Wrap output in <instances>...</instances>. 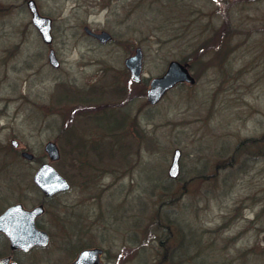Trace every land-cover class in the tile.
<instances>
[{
  "label": "rangeland",
  "instance_id": "obj_1",
  "mask_svg": "<svg viewBox=\"0 0 264 264\" xmlns=\"http://www.w3.org/2000/svg\"><path fill=\"white\" fill-rule=\"evenodd\" d=\"M34 1L51 18L47 43L26 0H0V198L40 202L31 174L49 162L70 184L44 200L50 245L94 243L108 264H264V155L240 143L264 131V0ZM136 47L138 81L124 65ZM172 59L195 82L148 105L149 79ZM123 113L109 133L103 121ZM97 212L99 233L66 231Z\"/></svg>",
  "mask_w": 264,
  "mask_h": 264
},
{
  "label": "water",
  "instance_id": "obj_2",
  "mask_svg": "<svg viewBox=\"0 0 264 264\" xmlns=\"http://www.w3.org/2000/svg\"><path fill=\"white\" fill-rule=\"evenodd\" d=\"M27 8L30 12V22L38 31L43 42H49L51 40V18L45 15H41L34 0L26 1ZM86 34L95 37L99 42L105 43L110 39V33L101 30L100 32H94L87 26H84ZM48 62L51 66H56L58 61L55 57L54 50L49 48L47 54ZM124 65L129 70L130 76L134 81H138L140 78L141 70V49L135 48V53L127 56L124 59ZM178 82L193 83L194 78L188 69L187 62H180L179 60L172 59L168 61L164 72L160 75L153 76L149 79L148 87L145 90V97L149 104H155L158 102L164 93L173 87ZM12 144L16 145V141L12 140ZM44 149L47 152L49 159L55 160L59 156V150L55 142L47 141L44 144ZM180 150L175 148L172 154L171 162L168 167V174L175 177L179 170V158ZM23 157L27 159L31 158V154L28 151L23 150L21 152ZM33 157V154H32ZM34 184L44 193L49 196L55 192L68 188L67 179L49 162L42 163L33 174ZM42 211V205L37 204L32 207V210L24 209L20 204H13L5 209L0 215V226L4 228L7 237L11 242H20V244L29 245L31 243H44L46 242V233L42 230L35 228L34 217L38 212ZM32 230L31 233H24L22 230ZM20 230V231H19ZM23 240H22V239ZM23 245V246H25ZM99 248L82 250L77 256L76 262L71 264H104V263H87L88 255L91 256L92 261L97 257ZM86 260V263H81Z\"/></svg>",
  "mask_w": 264,
  "mask_h": 264
},
{
  "label": "flooded vegetation",
  "instance_id": "obj_3",
  "mask_svg": "<svg viewBox=\"0 0 264 264\" xmlns=\"http://www.w3.org/2000/svg\"><path fill=\"white\" fill-rule=\"evenodd\" d=\"M97 117H98L97 115L93 114L92 116L85 118V120L91 119L94 122L95 121L99 122L100 118H97ZM103 123L109 124L108 130H109V133H111V131L113 130V124H114L112 121V117H109V120L106 119L105 121H103ZM11 145L14 147V149L17 150L18 148L17 145H14L12 143ZM108 151L111 152L112 150L108 149ZM19 152L21 154L22 150ZM29 153L31 154V158L28 160L32 161V151L31 152L29 151ZM65 177L67 178V180H69V177L67 176ZM69 188H70V184L68 185V188H66L64 191H67ZM29 193L32 195V174H31V180H30ZM41 194H42L41 200L37 204L42 205V211L36 214L33 222H34L35 228L42 230L46 233L47 235L46 242L35 243V244L31 243L29 245H25V244L21 245L20 242L18 243L11 242L10 239L6 235L4 228L0 226V264H49V263L50 264H71V263L76 262L77 256L82 250L93 249V248H99L100 251L97 252V255H96L97 257L94 259V261H92L91 256L88 255V258L86 259L87 263L108 264L112 262L109 260L102 259V255L104 254V248H102L101 246L96 245L94 243L93 244L84 243L83 240L81 242H76V240L69 241L70 237L67 236L66 234L63 240L60 241V244L56 243L55 245L53 244L50 245V243L52 242L51 240H52L53 233L49 227L52 225V221L50 217L46 216V207L44 205V200L50 198L49 196L51 195L46 196L42 192ZM13 204H20L24 209H27V210H32V207L37 205L35 204L32 206V198L30 199L28 203H25L24 201H21L19 199L15 200L14 202L6 203L3 201V198H0V215L5 211L7 207ZM63 204H64L63 205L64 207H67L65 209V212L63 213L64 217L65 218L67 216L72 217V213L69 211L70 205L68 204V202L63 203ZM98 210H100L99 207H98ZM99 216H100V212H97V214L90 219L89 221L90 224L87 227H84L83 225H80V224L78 225L76 221L75 224L78 225V227L80 226V228H78V230H74V227H69V229H66V231L67 230L71 232L77 231V236H78V231L81 233H86L89 231H92V232L98 231L99 233V228H101L99 225V219H100ZM61 219H63V217H61ZM63 221L64 223H66L64 219ZM94 228H97V229H94ZM22 232L24 233L30 232L31 241H32V230L30 231L24 228ZM63 244H66V245H63ZM86 260H83V262L81 263H86Z\"/></svg>",
  "mask_w": 264,
  "mask_h": 264
},
{
  "label": "trees",
  "instance_id": "obj_4",
  "mask_svg": "<svg viewBox=\"0 0 264 264\" xmlns=\"http://www.w3.org/2000/svg\"><path fill=\"white\" fill-rule=\"evenodd\" d=\"M226 31H227L226 30V24L223 23V25L220 28L221 36H223V34H224L223 37H225V35L227 34V33H225ZM118 92H119V90H118ZM120 93H123V92H120ZM118 116H119V114L112 119L113 123L116 124V127H117V125H120V126L123 125L122 122H123L124 118H126V113L121 114L119 117ZM115 137H116V141L119 142L118 138H120L121 136L116 135ZM240 143L244 144L245 149L252 150V152H255L256 156H258V159H260V157L264 155V131H262L258 135L252 136V137H245L242 141H240ZM124 145L125 144L123 143L122 146H124ZM234 147H235V149L238 148V143L235 144Z\"/></svg>",
  "mask_w": 264,
  "mask_h": 264
}]
</instances>
